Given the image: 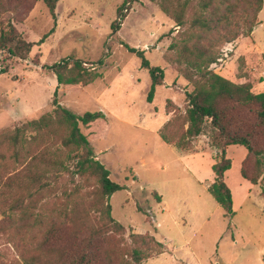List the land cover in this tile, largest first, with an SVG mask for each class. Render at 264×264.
<instances>
[{"label": "rangeland", "instance_id": "obj_1", "mask_svg": "<svg viewBox=\"0 0 264 264\" xmlns=\"http://www.w3.org/2000/svg\"><path fill=\"white\" fill-rule=\"evenodd\" d=\"M22 1L14 25L35 46L26 60L1 55L9 72L0 75V137L52 114L56 91L61 105L77 115L97 111L106 115L105 120L82 127V132L110 171L111 180L126 187L109 200L112 217L126 228L125 234H112L107 241L113 261L135 264L126 256L135 247L129 236L133 231L154 237L163 246L142 264H264V173L256 185L242 177L238 151L247 150L242 146L226 149V157L228 153L233 162L228 179L236 213L227 217L208 191L215 177L205 162L215 164L220 155L211 146L210 129L186 148L161 138L165 125L185 116L186 95L194 90L176 63L177 50H171L184 42L186 28L177 27L156 3L130 0L127 17L114 33L112 25L125 0H61L54 33L39 44L54 28V21L43 2ZM212 10L220 17L226 8L216 3ZM236 12L237 16H231L234 22L246 17L240 26L219 25L211 34H199V40L203 46L213 45L219 54L210 70L237 84L250 83L252 92L262 93L264 6L249 37L220 45V35L245 33L249 28L252 10L245 0L237 1ZM12 15L4 14L0 20ZM126 45L144 51L150 64L165 72L164 85L156 89L152 103L147 100L150 74ZM68 57L96 69L102 77L88 86H58L48 68ZM180 124L165 133L176 140ZM65 135L58 128L43 133L38 141L24 144L19 160L11 143L0 140V264H24L22 255L46 251L48 231L53 226L60 229L75 205L86 207L92 224L100 225V213L89 208L94 201L91 193L98 188L96 179L59 177L55 170L46 173L41 162L36 164L39 175L54 174L49 187L41 186L45 178L43 183L28 178L35 171L30 157L59 155ZM200 153L205 161L201 158L197 166L192 165L197 161L184 159ZM260 160L264 169V156ZM255 170L250 162L249 173L256 175Z\"/></svg>", "mask_w": 264, "mask_h": 264}, {"label": "trees", "instance_id": "obj_2", "mask_svg": "<svg viewBox=\"0 0 264 264\" xmlns=\"http://www.w3.org/2000/svg\"><path fill=\"white\" fill-rule=\"evenodd\" d=\"M36 1L43 2L54 21V28L39 42L43 44L54 33L57 24L56 10L61 0ZM149 1L156 3L177 27L186 28L184 42L172 45L171 50H177L179 58L176 63L183 68V78L194 87L193 92L186 95L185 116L165 125L161 138L166 143L176 142L177 147L186 148L190 141L203 135L207 128L210 129L211 146L219 150L220 155L212 167L215 180L208 191L225 212V216L233 217L236 213L233 209L232 191L225 181V174L232 168V161L226 157V149L230 146H242L247 150L248 155L242 163L241 175L256 185L264 173V169H261L263 162L260 160V157L264 156V92L255 94L250 83L237 84L210 70L211 65L217 63L219 54L213 45L203 46L199 34H211L222 24L238 27L241 19L246 17H239L238 22L231 18L237 16L238 0H199L196 4L193 0ZM245 1L252 10V17L248 19V30L245 33L232 31L228 35H220V45L232 43L240 36L249 37L253 33L264 0ZM129 2L130 0H125L118 8V20L112 25L114 33L118 32L122 21L127 17ZM216 3L224 4L226 8L225 14L220 17H217V11L212 10ZM23 4L22 0H0V18L4 14H13V18L0 20V75L9 72L8 66L1 58L2 54L26 60L35 46L25 41L14 25V22L18 21ZM126 49L142 60L141 67L150 74L152 84L147 100L152 103L156 89L164 85L165 72L159 67H153L146 59L144 51L128 45ZM48 69L56 76L58 86H88L102 77L96 69L87 68L81 61H74L70 57ZM53 106L52 114L25 122L21 127L2 135L0 140L11 143L15 151L14 157L19 160L25 143L36 142L43 133L55 128L66 131V135L61 138L59 155L53 152L48 158L44 153L30 157L35 171H31L28 178L34 183H43L45 178L46 182L41 185L42 188L49 187L48 183L56 173L59 177L68 175L73 179H96L98 188L91 193L94 201L89 202V208L100 213L101 223L98 226L92 224L87 208L75 205L66 214V221L62 222L60 229L53 226L48 231L44 243L46 251L26 253L22 255V261L24 264H116L112 259L114 252L106 248L107 241L112 234H125L126 228L112 217L109 200L115 193L126 190V187L111 180L110 171L97 159L88 137L82 132V127H88L101 119L105 120L106 115L102 111L77 115L61 105L58 91L54 94ZM177 122L181 123L178 128L180 135L177 134L175 140L165 131L174 127ZM38 162L44 165L46 173L53 170L55 173L39 175L36 170ZM250 162L255 165L256 175H251L248 171ZM21 204L23 206L22 202ZM129 236L135 247L126 256L135 264H142L153 256L156 248L163 247L149 235L131 231ZM128 262L124 259L117 264Z\"/></svg>", "mask_w": 264, "mask_h": 264}, {"label": "crops", "instance_id": "obj_3", "mask_svg": "<svg viewBox=\"0 0 264 264\" xmlns=\"http://www.w3.org/2000/svg\"><path fill=\"white\" fill-rule=\"evenodd\" d=\"M98 121H100V120H98ZM97 122V121H96ZM229 151V150H228ZM238 151V150H237ZM238 154H239V157H238V159H239V164H240V167H242V162L244 161V159L246 158V156H247V151H244V150H242V149H239V151H238ZM227 157L229 158V154L227 153ZM201 158H203V160H204V158H205V156L204 155H202L201 153L200 154H196V155H189V156H185L184 157V159L185 160H191L192 162H194V161H197V163L196 164H193L192 163V165H194V166H197L198 164H201L202 162H201ZM205 161V160H204ZM213 164H214V162H212V161H210L208 164L205 162V165H208V166H206V169L207 170H209V171H211L212 170V167H213ZM232 166H233V162H232ZM212 172H213V170H212ZM231 173V171L229 170V171H227L226 172V174H225V181H226V183L227 184H229V179H228V176H229V174ZM214 174V173H213ZM213 177H215V174L214 175H212ZM214 180V179H213ZM202 182V181H201ZM205 183H206V181H204ZM214 182V181H213ZM229 186V188L231 189V185L229 184L228 185ZM232 196H233V209H234V195H233V192H232ZM219 206V205H218Z\"/></svg>", "mask_w": 264, "mask_h": 264}]
</instances>
